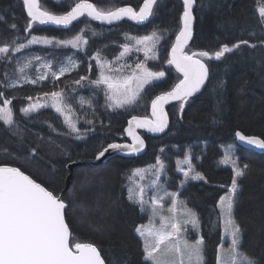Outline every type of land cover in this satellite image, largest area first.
<instances>
[{
	"label": "trees",
	"instance_id": "obj_1",
	"mask_svg": "<svg viewBox=\"0 0 264 264\" xmlns=\"http://www.w3.org/2000/svg\"><path fill=\"white\" fill-rule=\"evenodd\" d=\"M78 1L39 3L41 8L60 14ZM90 1L98 10L109 11L121 5L137 9L143 0ZM259 5H264V0H195L193 37L185 52L207 51L212 56H197L210 73L205 89L186 101L167 105L170 125L164 135L152 137L139 130L147 144L141 156L116 155L99 165L85 162L75 166L70 174V163L92 160L107 145L126 141L127 119L133 115L152 116L151 100L181 78L168 63V53L181 26L182 1L156 0L152 15L143 26L126 21L101 26L83 15L68 29L34 22L25 31L30 18L23 3L0 0V47L10 48L8 53H0V105L9 100L12 113V123L5 124L0 119V165L20 168L55 195L63 192L72 243L94 244L106 264H150L144 259L143 243L136 232L147 217L139 203L127 199L126 180L134 167L161 160L170 190H179L180 200L197 213L204 238V264H216L222 245L218 201L228 193L234 176L233 169L221 163L222 146L231 144L235 167L243 170L237 178L231 217L242 234L238 250L255 264H264V150L246 148L233 137L240 132L264 139V20L259 18ZM153 32L160 37L155 42L157 57L150 58L147 66L153 72H163L164 77L146 86L134 103L112 109L101 86L81 77L90 67L88 78L95 79L94 54L113 59L129 41L128 36L144 38ZM32 35L87 39L84 51L73 54L81 65L55 80L9 86L8 82L20 81L26 73L19 56L27 54V50L16 54L11 49ZM241 40L255 47L241 45L218 60L214 57L223 45L231 47ZM28 51L53 58V68L71 53L69 49L38 46ZM76 81H80V87ZM53 92L64 93L78 132H73L51 107L27 115L21 111L35 98ZM69 96L81 97L85 103ZM186 155L193 172L202 179L187 181L180 188L183 175L177 171V164Z\"/></svg>",
	"mask_w": 264,
	"mask_h": 264
},
{
	"label": "snow or ice",
	"instance_id": "obj_2",
	"mask_svg": "<svg viewBox=\"0 0 264 264\" xmlns=\"http://www.w3.org/2000/svg\"><path fill=\"white\" fill-rule=\"evenodd\" d=\"M154 3L155 0H144L138 13L131 7L103 12L97 10L93 4L85 3L81 0V3H77L67 14L53 15L47 11H41L37 6L36 0H23V4L27 9V15L30 18L25 31L31 29L34 22L40 24L50 22L58 26L68 27L78 17L84 15L85 12L92 19L100 20L101 22L112 23L128 17L142 23L152 15ZM183 5V28L176 37V43L172 45L170 59L168 60L169 64L175 66L177 72L182 73L183 79L175 85L172 91L157 96L152 101V115L156 118L155 121L148 120L147 118L142 120H138L137 117L132 118V121H136L139 127H147L151 132H161L167 125V116L163 111L164 103L169 99L186 101L205 84V80L209 74L208 66L202 59L197 58L199 56L211 59L212 56L207 51L191 55L184 51V46L192 36V9L194 0H183ZM257 11L259 18L264 20V6L259 7ZM12 27L15 28V25ZM159 39L160 37L153 32L151 36H145L143 39L137 40L136 43L143 46L146 58L150 59L153 58L148 55L152 51L151 45L153 42H158ZM38 42L40 41L33 37L27 41V44H19L17 47L12 48L11 51L17 52L30 44ZM42 42L50 44L52 41L45 39ZM68 43H71L73 48L79 47L76 41H69ZM241 45L255 47V45H250L249 41L241 40L231 47L223 45L214 53V57L218 60L225 53H230ZM9 51L8 45L0 47V53H8ZM101 69L99 78L92 81V83L97 86L104 85L106 87L109 98L115 102L114 105L109 104V107L114 106L116 108L134 103L144 85L164 76L163 72L153 73L148 71L144 63L136 64L135 69L132 70V74L119 81L105 75L103 66H101ZM66 71H70V69L62 68L59 74L53 72L52 76L56 79L58 75H63ZM40 78L43 79V77ZM83 79L81 77V80ZM32 82L35 83V81ZM76 84L79 85L80 81H76ZM2 95L0 93V96ZM51 95L54 100L51 106L57 112L63 114V109L59 103L62 99V93L53 92ZM4 104L7 106L10 104V101L5 100ZM43 107H47V105L36 103L31 104L28 108H23L21 111L27 115ZM183 107L184 105L181 103V109ZM0 112L5 113V124L12 123L10 109H7V107L0 108ZM132 121L129 122L130 125ZM69 127L73 132H78L75 124H69ZM127 131L129 135L133 136L134 144H109L107 148L98 153L97 159L103 157L109 149H127L131 152H136L143 148V140L134 134L132 128L129 127ZM236 136L247 145L264 150V139L260 137L245 136L240 132H237ZM229 162L230 160L226 154L223 163L228 164ZM232 163L234 164L235 162ZM160 167L162 168L163 165L161 164ZM245 167L247 166L245 165ZM136 172L142 173L143 170L138 169ZM233 172L234 176L231 188L229 189V195L221 197V201L219 202L221 218L225 214L228 217L225 232L231 236L229 248L231 264H254L246 254L238 251L240 229L234 225L231 217L234 195L238 187L237 178L243 174V170L234 166ZM184 174L187 177L190 173L185 172ZM192 179H202V177L197 173ZM129 191V198L132 199V190L130 189ZM172 195L173 203H175V194ZM139 202L143 210V205L146 203L143 189L139 193ZM159 203L160 199L158 198H153L151 201L152 220L154 221L155 217L159 215L160 227L156 228L152 226L147 230L144 227L136 229L144 240L143 255L145 261L150 262V264H204L203 239H197L195 243L190 244L181 236L182 232L187 231L185 226L189 223L193 230L198 231L199 222L196 214L188 210L186 213L188 218L181 222L175 216H164L157 212L156 206ZM65 208L66 205L61 198H58L39 183H36L20 171V169L0 166V264H105L100 252L93 244L72 243L70 229L65 221ZM169 211L172 210L170 209ZM217 261L218 264H221L219 250Z\"/></svg>",
	"mask_w": 264,
	"mask_h": 264
},
{
	"label": "rangeland",
	"instance_id": "obj_3",
	"mask_svg": "<svg viewBox=\"0 0 264 264\" xmlns=\"http://www.w3.org/2000/svg\"><path fill=\"white\" fill-rule=\"evenodd\" d=\"M261 6H264V5H259L257 7V9ZM33 37L37 38V40L40 42L30 44L26 48H22L16 52V54H19V53H22L25 49L27 50L26 51L27 54L22 53L19 56V59H20L22 65L24 66L26 73L22 76L20 81L12 80V81L8 82L9 86L21 85V84L27 83V82H29L31 84H41L44 80H47V79L55 80L52 76L53 72L59 74V72L61 71L62 68L70 69V71L64 72L63 75H65L66 73H70L71 71L75 70L78 65H81L82 62H80L76 57H74L73 54L75 52H83L84 51L87 39H84V38H79V39L78 38H70V39H68V38H66V39L60 40V39H51L48 37H41V36L32 35V36H29L27 39L20 41L17 44V46L19 44H27V41L32 39ZM128 38H129V41L125 42L123 44L119 55L113 59L102 57L99 54H94L93 58L95 59V63H96V77H95V79H92V80L88 78V75H90L92 72V70L89 67L87 74L85 76H83L84 80L90 84H93L92 81L97 80L100 76V73L102 70L101 66H103L104 74L111 76V78L113 80H116V81L123 80L124 77L131 75L132 70L135 69L136 64H138V63H144L146 69L150 72H153L147 66L148 60H151V59L146 58L145 51L143 50V46L138 45L136 43L137 40L143 39V38L142 37H134V36H132V37L128 36ZM45 39L50 40L52 42L50 44H44L42 41ZM69 41H76L79 44V47L73 48L71 43H68ZM60 42H65V43H60ZM33 46L50 48V49H59V48L69 49V50H71V53L65 54L63 56V59L61 61L57 62L55 64L56 67L53 68L52 67V65L54 64L53 58L41 57L37 53V51L35 52V55H33L34 52L31 53L28 51V48H31ZM151 46H152V51L149 52L148 55L153 57V59H154V56L157 57L156 52H155L157 44L155 42H153ZM122 53H123V55H122ZM73 65H74V67H73ZM117 70H119V71H117ZM153 73H156V72H153ZM63 75H58V78L62 77ZM40 77H43V79H41ZM163 77H161L160 79H162ZM160 79L154 80L151 83L144 85L140 94L143 92V90L145 89L146 86H148L154 82H157ZM32 81H35V83H33ZM93 85H95V84H93ZM9 86H6V87H9ZM77 86L80 87V85H77ZM95 86L97 87V85H95ZM100 86H101V90L106 93L108 100H109V104L114 105L115 102H114V100L109 98V94L107 93L106 87L104 85H100ZM133 87H135V85H133ZM51 94L52 93L43 94V95L35 98L31 103L26 105V108H28L31 104L39 103V104H45V105H47V107H51L55 112H57L55 110V108H53L51 106L54 102ZM63 96H64V93H62V99L59 101V103L63 109V114H61L59 112H57V113L64 119V121L68 125V127H69V124H75L76 125V123L74 122V120L72 118L73 112L71 113V111H70V105L64 101ZM69 98L74 99L78 103H82V104L85 103L83 101V99H81V97L73 98L72 96H69ZM5 107H7V109H10L9 104L7 106H5L4 103L2 105H0V108H5ZM111 108L116 109V107H114V106ZM39 109H41V108H38L36 111H38ZM36 111H33V112H36ZM4 117H5V113L0 112V119L4 121ZM76 127H77V125H76ZM222 149H223V156L221 158L222 165L229 166L233 169V167L236 166L235 165L236 158L233 155V145H231V144L223 145ZM226 154L230 160V162L228 164L223 163V160L225 159ZM232 162H235V163L233 164ZM161 164L163 165L162 168L160 167ZM138 169L143 170V172L137 173L136 170H138ZM164 169H165L164 163L161 160H157L154 164H150L148 166L134 167L129 172V174L127 176V180H126L127 199L131 202L139 203L141 208H142V205L139 202V193H140L141 189L144 190V200L146 201V203L143 205V213H144V215H146L147 220L144 224L140 225L139 227H144L145 230H147L148 228H150L152 226H155L156 228L160 227L159 215H157L155 217L154 221L152 220L153 212H152L151 201L153 198L160 199V203L156 206V209H157V212H159L160 214H162L164 216H175V218L181 222L188 218L186 215L188 210H191V212H194L197 216V213L192 208H190L189 206L186 205V203H184L180 200V198L178 197L179 190L177 192L170 190V188L168 186V182H167L168 179L164 173ZM177 171L179 172V174L183 175L182 181L179 184L180 188L185 184V182L190 181V180H194V179H192V177L196 175L191 168L188 155H186L184 157V159L178 161ZM185 172H189L190 173L189 176L186 177L184 174ZM230 188H231V186L228 188V193H226L222 197L229 195V189ZM130 189L132 190V193H131L132 199L129 198V196H130L129 190ZM172 194H175V203H173V195ZM220 201H221V198L218 201V208L220 211L221 240H222V237L224 239L222 240V245L218 248V250H219V254H220L221 264H231V253L229 252V248L231 245V236L225 232V226H226V221H227L228 217L225 214L224 217L221 218V209L219 207ZM170 209L172 211H169ZM197 219H198V216H197ZM198 222H199L198 231L193 230L191 224L189 223L188 225L185 226L187 228V231L182 232L181 236L183 239H186L188 241V243H190V244L195 243V241L197 239L202 238L203 239V246H204V238H203V234L201 231L199 219H198ZM234 225H236V224L234 223ZM137 234L139 235L138 232H137ZM241 235L242 234L240 231V239H241ZM140 238H142V237L140 236ZM142 240H143V238H142ZM143 242H144V240H143ZM217 257H218V251H217ZM217 257H216V264H218ZM203 258H204V255H203ZM248 258L251 261H253L255 264V261L252 258H250V257H248ZM204 261H205V259H204Z\"/></svg>",
	"mask_w": 264,
	"mask_h": 264
},
{
	"label": "water",
	"instance_id": "obj_4",
	"mask_svg": "<svg viewBox=\"0 0 264 264\" xmlns=\"http://www.w3.org/2000/svg\"><path fill=\"white\" fill-rule=\"evenodd\" d=\"M20 1L23 3V0H20ZM181 1H182V4H183V0H181ZM83 2H85V3H91V4H93V6L97 9L96 5H95L93 2H91L90 0H83ZM155 2H156V0H155ZM36 3H37V6L39 7V9H40L41 11H47V10H45V9H43V8L40 7L39 0H36ZM77 3H81V0L78 1V2H76V3H75V4H74V5H73L68 11H66V12H64V13L57 14V13H52V12H50V11H47V12H49V13H51V14H53V15H65V14H67V12L71 11V9H72L73 7H75V5H76ZM143 3H144V0L141 2V4L139 5V7H138L137 9H135V8H134L133 6H131V5H121V6H118V7L114 8V9H112V10H109V11H114L115 9L123 8V7H131L135 12L138 13L139 10H140V8L142 7ZM154 4H155V3H154ZM23 5H24V4H23ZM153 7H154V5H153ZM194 7H195V0H194L193 9H192V17H193V19H192V36H191V38L188 40L187 44L184 46V51H185V47L191 42V39H192V37H193V27H194V22H195L194 12H193ZM24 9H25V12H26V14H27V9L25 8V6H24ZM97 10H98V9H97ZM152 10H153V9H152ZM103 12H108V11H103ZM183 12H184V5H183L182 13H181V26H180V29H179L178 33H177V34L175 35V37H174V40H173L172 45L176 43V37H177V35H179L181 29L183 28V21H182ZM84 15H85L88 19H90L92 22H94V23H96V24H98V25H101V26H112V25H115V24L120 23L121 21H126V22H129V23H131V24L138 25V26H143V25L147 24V22H148L149 19H150V17H149V18L146 19L144 22L140 23V22H137V21H135V20L129 19L128 17H124V18H122L121 20L114 21V22H112V23H107V22H101L100 20L92 19L91 17H89V16L87 15L86 12H85ZM82 16H83V15H82ZM82 16L78 17V19H80ZM78 19H77V20H78ZM77 20H75V21H77ZM75 21H73V22H75ZM73 22H72L68 27L58 26V25H55V24L50 23V22H49V23H45V24H40V23H39V24H40V25H51V26H54V27H56V28H58V29H68V28H70V27L72 26ZM37 23H38V22H37ZM172 45H171V47L169 48V53H168L169 59H170V53H171V50H172ZM187 54L191 55V54H193V53H187ZM197 58H199V57H197ZM199 59H200V58H199ZM203 62H204V61H203ZM204 63H205V62H204ZM205 64H206V63H205ZM206 65H207V64H206ZM172 67L176 70V68H175L174 65H172ZM176 71H177V70H176ZM178 73L181 74V78H180V79H179V80H178V81H177V82H176V83H175L170 89H168V90H166V91H164V92H162V93L156 95V96L151 100V103H150L151 112H152V101H153L157 96H161V95H163V94L166 93V92H170V91H172V89L175 87V85H176L177 83H179V81H180L181 79H183V75H182V73H180V72H178ZM209 76H210V73L208 74V77H207L206 80H205V84L202 85L201 88H200L197 92L193 93V95L190 96V97L196 96V95L199 94L202 90L205 89V87L207 86V83H208V81H209ZM174 101H177V100H171V99H169L168 101H166V102L164 103L163 111H164V113H165L166 116H167V125L165 126L164 130L161 131V132H151V131L148 130L147 127H139L136 121H132V118H133V117H137L138 120H142V119H144V118H147L148 120L155 121L156 118H155L153 115H152V116H137V115H133V116H130V117L127 119L126 125H125V127H124V134H125V137H126L127 140H126V141H122V142H114V143H116V144H121V145H125V144H127V145H132V144H134L133 136H132V135H129V133H128V131H127V129H129V127H131L132 130H133V132H134V134L137 135V136H139L140 139L143 140L144 146H143V148H141L139 151L131 152V151L127 150V149H124V150H121V149H109V150L105 153V155H104L103 157H100L99 159H97V155H98V154H96V156H95L94 159H92V160H86V161H83V162H72V163H70V164L67 166V169H68L69 173L71 174V172H72V170H73V168H74L75 166L82 165V164H84L85 162L90 163V164H92V165H99V164H102V163H104L105 161H107L109 158H111V157H113V156H116V155H122V156L134 157V156H141L142 154H144V152L146 151L147 144H146V141H145L144 137H143L142 134L139 132V130H142L145 134H147V135H149V136H152V137H159V136L164 135V134L168 131V129H169V125H170V119H169V115H168V113H167V109H166V107H167V105H168L169 103L174 102ZM130 121H132L131 125H130V123H129ZM236 133H237V132L234 133L233 137L238 141L239 144L243 145V146L246 147V148H249V149L255 150V151H259V152L263 151L262 149L255 148V147H253V146H249V145H247L246 143L240 141L239 138L236 136ZM252 136H253V135H252ZM256 137H258V136H256ZM111 144H113V143H111ZM107 146H108V145H107ZM107 146L104 147L101 151H103L105 148H107ZM0 166H7V167L18 168V167L13 166V165H0ZM18 169H20V168H18ZM20 171H22L25 175H27V176H29L31 179H33L36 183H39V184H40L42 187H44L46 190H48L43 184H41L40 182H38L37 180H35V179H34L33 177H31L29 174H27L26 172H24V171L21 170V169H20ZM70 174H69V176H70ZM48 191H50V190H48ZM50 192H51V191H50ZM62 194H63V192H61L59 195H55V194H53V195H55V196H57L58 198H61V199H62ZM62 200H63V199H62ZM63 201H64V200H63ZM64 203H65V202H64ZM65 205H66V203H65ZM83 243H88V242H83ZM93 245H94V244H93ZM94 246H95V245H94ZM95 247H96V246H95ZM96 248H97V247H96ZM97 249H98V248H97ZM98 251H99V250H98ZM100 255H101V254H100ZM101 258L103 259L102 255H101ZM103 260H104V259H103ZM104 262H105V261H104ZM105 264H106V263H105Z\"/></svg>",
	"mask_w": 264,
	"mask_h": 264
},
{
	"label": "crops",
	"instance_id": "obj_5",
	"mask_svg": "<svg viewBox=\"0 0 264 264\" xmlns=\"http://www.w3.org/2000/svg\"><path fill=\"white\" fill-rule=\"evenodd\" d=\"M141 240H142V238H141ZM142 243H143V247H144V242H143V240H142Z\"/></svg>",
	"mask_w": 264,
	"mask_h": 264
}]
</instances>
